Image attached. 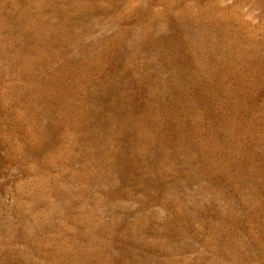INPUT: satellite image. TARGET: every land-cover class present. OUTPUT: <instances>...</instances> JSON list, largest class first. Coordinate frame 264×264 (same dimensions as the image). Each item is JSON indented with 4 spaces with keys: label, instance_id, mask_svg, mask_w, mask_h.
Returning a JSON list of instances; mask_svg holds the SVG:
<instances>
[{
    "label": "rangeland",
    "instance_id": "1",
    "mask_svg": "<svg viewBox=\"0 0 264 264\" xmlns=\"http://www.w3.org/2000/svg\"><path fill=\"white\" fill-rule=\"evenodd\" d=\"M0 264H264V0H0Z\"/></svg>",
    "mask_w": 264,
    "mask_h": 264
}]
</instances>
